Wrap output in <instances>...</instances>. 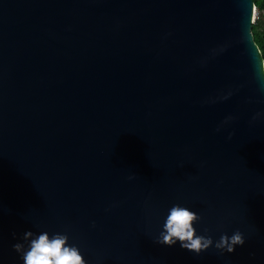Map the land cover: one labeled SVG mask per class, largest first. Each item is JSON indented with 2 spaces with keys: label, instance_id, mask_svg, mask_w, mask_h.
<instances>
[{
  "label": "water",
  "instance_id": "1",
  "mask_svg": "<svg viewBox=\"0 0 264 264\" xmlns=\"http://www.w3.org/2000/svg\"><path fill=\"white\" fill-rule=\"evenodd\" d=\"M256 9L0 0V264H23L28 229L67 232L88 264H264ZM177 203L245 244L158 243Z\"/></svg>",
  "mask_w": 264,
  "mask_h": 264
},
{
  "label": "clouds",
  "instance_id": "2",
  "mask_svg": "<svg viewBox=\"0 0 264 264\" xmlns=\"http://www.w3.org/2000/svg\"><path fill=\"white\" fill-rule=\"evenodd\" d=\"M258 78L264 90V74ZM261 116L264 113L258 112L254 119ZM200 219L193 209L180 203L174 204L165 216L157 242L168 246L179 243L196 254H202L213 246L222 252H235L238 245L245 244V235L239 229L231 235L223 233L219 239L202 234L197 227ZM13 247L21 253L23 264H88L80 246L71 242L67 232H34L28 229L23 233V242H17Z\"/></svg>",
  "mask_w": 264,
  "mask_h": 264
},
{
  "label": "trees",
  "instance_id": "3",
  "mask_svg": "<svg viewBox=\"0 0 264 264\" xmlns=\"http://www.w3.org/2000/svg\"><path fill=\"white\" fill-rule=\"evenodd\" d=\"M260 19L253 26L255 41L259 45L264 56V0H254Z\"/></svg>",
  "mask_w": 264,
  "mask_h": 264
},
{
  "label": "rangeland",
  "instance_id": "4",
  "mask_svg": "<svg viewBox=\"0 0 264 264\" xmlns=\"http://www.w3.org/2000/svg\"><path fill=\"white\" fill-rule=\"evenodd\" d=\"M258 11V10H257ZM259 19H260V15H259V11H258V13L255 15V23L257 22V21H259Z\"/></svg>",
  "mask_w": 264,
  "mask_h": 264
},
{
  "label": "built area",
  "instance_id": "5",
  "mask_svg": "<svg viewBox=\"0 0 264 264\" xmlns=\"http://www.w3.org/2000/svg\"><path fill=\"white\" fill-rule=\"evenodd\" d=\"M258 13L257 9H256V14Z\"/></svg>",
  "mask_w": 264,
  "mask_h": 264
}]
</instances>
